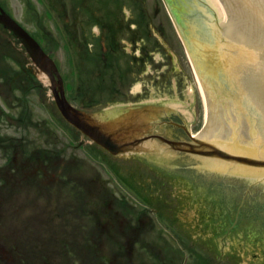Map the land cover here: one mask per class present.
I'll return each instance as SVG.
<instances>
[{
  "label": "rangeland",
  "instance_id": "374dc122",
  "mask_svg": "<svg viewBox=\"0 0 264 264\" xmlns=\"http://www.w3.org/2000/svg\"><path fill=\"white\" fill-rule=\"evenodd\" d=\"M101 2L120 13L113 43L124 39L118 55L124 76L136 71L113 91L100 87V52L91 63L88 33L99 29L87 16L93 8L101 13ZM0 6L53 60L78 111L159 102L181 115L189 133L201 129L204 98L166 0H0ZM135 21H142L137 37L148 41L129 43ZM138 47L150 53L143 63L135 59ZM25 48L0 25L1 261L264 264V239L245 234L242 209L225 211L218 195L186 172L143 156H112L70 126L52 96L60 91L56 75L52 82ZM83 69L99 85L93 94L79 93L83 85L75 91Z\"/></svg>",
  "mask_w": 264,
  "mask_h": 264
},
{
  "label": "water",
  "instance_id": "95a60500",
  "mask_svg": "<svg viewBox=\"0 0 264 264\" xmlns=\"http://www.w3.org/2000/svg\"><path fill=\"white\" fill-rule=\"evenodd\" d=\"M205 1L214 11L213 18L210 9L199 0H166L171 14L174 6L177 7L176 4L181 9L180 15L177 8L175 9L178 29L183 28L185 35L189 34L187 26L194 25V33L206 42H200L204 46L195 47L198 48L197 57L200 58H197L199 63L195 67L197 72L199 70L204 100L209 102L207 109L211 124L199 134L197 140L192 139V144L188 143L190 141L185 135L186 132L180 134L181 137L184 136L185 142H174L153 135L183 151L181 154L157 142L158 140H149L146 149L150 153L136 154L129 150L116 156H143L167 168L186 172L195 180V184L204 185L214 191L222 201L225 211L231 205L244 211L243 227L247 236L264 239V0ZM246 9L250 10L249 14L258 16V19L243 23L241 18H246ZM209 18L212 19L211 22ZM0 23L23 42L33 61L52 78V82V73L56 75L60 94L54 92L53 97L62 117L111 154L124 152L122 147L115 145L113 132L108 134L104 131L106 128L102 130L89 124L83 116H87L89 122L100 126L108 124L107 130H110L113 128V116L117 114V117L123 119L124 113L132 111L131 106L135 104L115 105L96 113L78 112L65 100L56 68L38 45L4 13H0ZM210 24L211 27L208 26ZM193 40L198 39L193 37ZM214 44V52H210L209 47L203 48ZM202 52L207 53L201 57ZM202 58L207 62L210 59L218 60L217 68L226 72V75L232 74L236 81H231V76L227 78L224 73L214 76L218 74L217 68L212 70L213 65L211 68L204 65ZM208 75L212 77L208 78ZM230 84L235 87L231 89ZM239 89L241 94L238 93ZM154 103L166 108L167 111L162 116L167 120L175 119L176 122L172 123L176 128L187 131L186 124L177 111L162 103ZM207 109L205 106V110ZM146 114L147 112L141 111L140 117L131 119L130 123L137 125L138 129L146 130L147 126L142 122L147 117ZM163 119L159 117V121ZM151 130L169 136L173 134L162 125L159 128L153 126ZM157 154L160 159L155 156Z\"/></svg>",
  "mask_w": 264,
  "mask_h": 264
},
{
  "label": "bare ground",
  "instance_id": "6f19581e",
  "mask_svg": "<svg viewBox=\"0 0 264 264\" xmlns=\"http://www.w3.org/2000/svg\"><path fill=\"white\" fill-rule=\"evenodd\" d=\"M195 67V66H194ZM193 70L194 71H196L197 72V70H196V67L195 68H193ZM197 77H198V85H199V88H200V92H201V95L203 96V98H204V95H203V90H202V86H201V82H200V79H199V76H198V74H197ZM186 124V123H185ZM186 127H187V124H186ZM195 136V135H194Z\"/></svg>",
  "mask_w": 264,
  "mask_h": 264
},
{
  "label": "flooded vegetation",
  "instance_id": "af4514ba",
  "mask_svg": "<svg viewBox=\"0 0 264 264\" xmlns=\"http://www.w3.org/2000/svg\"><path fill=\"white\" fill-rule=\"evenodd\" d=\"M1 253H3V252H0V259H3L4 256Z\"/></svg>",
  "mask_w": 264,
  "mask_h": 264
}]
</instances>
